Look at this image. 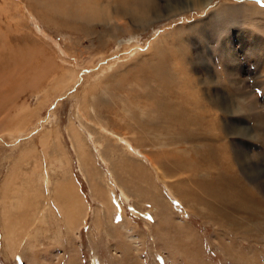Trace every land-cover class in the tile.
<instances>
[{
    "label": "rangeland",
    "instance_id": "374dc122",
    "mask_svg": "<svg viewBox=\"0 0 264 264\" xmlns=\"http://www.w3.org/2000/svg\"><path fill=\"white\" fill-rule=\"evenodd\" d=\"M22 1L0 0L1 75L31 56L0 100V264H264V0H101L85 28Z\"/></svg>",
    "mask_w": 264,
    "mask_h": 264
},
{
    "label": "bare ground",
    "instance_id": "6f19581e",
    "mask_svg": "<svg viewBox=\"0 0 264 264\" xmlns=\"http://www.w3.org/2000/svg\"><path fill=\"white\" fill-rule=\"evenodd\" d=\"M209 1H212V0H197V2L194 4V7H198V9H200V7L202 6H205L207 7V5L205 3L209 2ZM23 4H31V5H34L36 7H39L45 15L46 13V18L43 20L48 22V23H52V24H71L73 25L74 27L78 26V27H90L91 25H93L94 23L96 22H99L101 20H103V18H106L107 16H109V7H108V2L107 1H101V0H23L22 1ZM137 2V1H136ZM140 2V1H139ZM16 4V3H15ZM200 5V6H199ZM17 6V5H16ZM193 7V6H192ZM8 8V7H7ZM39 9V11H40ZM31 10V9H30ZM38 11V10H37ZM34 12V11H33ZM35 13V12H34ZM37 14V13H36ZM19 15V14H18ZM41 15V13H40ZM39 16V15H38ZM13 17V16H12ZM48 18V19H47ZM54 19V20H53ZM110 19V18H109ZM113 19V18H112ZM104 22V21H103ZM97 24V23H96ZM105 24V23H104ZM62 26V25H61ZM96 29V28H95ZM80 31V30H79ZM87 31V30H86ZM85 31V32H86ZM84 32V33H85ZM83 33V32H82ZM89 35V34H88ZM46 36V35H45ZM10 44V43H8ZM17 44V43H16ZM14 48V47H12ZM6 50H9L8 47L6 48ZM27 54V53H25ZM10 55L6 54V56H3L2 54V57L4 60H6ZM17 57V56H16ZM13 58L12 60H10L9 64L11 66V68H17V71L14 72L17 73L14 77H10V75H7V77H3V75H1L3 72V69L4 68H1L0 70V88H3V92L0 93V100H3V97L5 98L7 96V94H4L3 93H6V92H11L13 93V87L15 85L19 86L21 84V77L23 75H26L28 72V70L30 69L28 66H29V62L31 63V60H30V55L27 54V60L24 58V56H20L18 57L17 59H19L21 61V64H17L15 63L14 64V59ZM24 58V60H22ZM69 62V61H68ZM4 64V62H0V66L1 64ZM8 64V65H9ZM16 65V66H14ZM7 66V65H6ZM9 66V67H10ZM2 67V66H1ZM5 67V66H3ZM110 67V66H109ZM107 68V70H109L110 68ZM6 68V67H5ZM10 68V69H11ZM23 69H25L23 71ZM6 71V70H5ZM7 71H8V68H7ZM13 72V73H14ZM7 73V72H6ZM11 73H12V70H11ZM17 75H19L20 77V80L17 78ZM37 80V79H36ZM101 81V80H100ZM99 81V82H100ZM105 81V80H104ZM98 82V83H99ZM100 85V83H99ZM102 89V88H101ZM107 89V88H106ZM99 90V89H98ZM85 95V94H84ZM106 98V97H105ZM122 98V97H121ZM122 100V99H121ZM93 105V104H92ZM141 109V112H140V117H144L145 116V109L144 108H140ZM80 111V110H79ZM92 112L93 109L91 110ZM78 112V111H77ZM81 113V112H80ZM95 114V113H94ZM79 116H81L79 114ZM82 116H83V113H82ZM81 116V117H82ZM85 116V115H84ZM84 118V117H82ZM144 120V119H143ZM120 122H124L123 120H119ZM124 127V126H123ZM105 128V127H104ZM144 130V129H143ZM100 131V130H99ZM110 131V130H109ZM102 133H104L103 131H101ZM113 132V131H112ZM109 137L112 138V140L115 142V143H120L121 145H124L125 146V142L124 141H121L120 136H118V134H116V132H113V135H107ZM125 136V135H124ZM122 138V137H121ZM125 140V139H124ZM120 141V142H119ZM127 141V140H125ZM97 145V143H96ZM99 146H101L99 144ZM146 148L149 146H145ZM156 148V147H155ZM201 148V147H200ZM80 149V148H79ZM158 149V148H157ZM163 149V148H162ZM189 149V148H188ZM192 149V148H191ZM194 149V148H193ZM199 148H197L198 150ZM132 151V150H130ZM184 151V149H183ZM195 152V150H192ZM199 151V150H198ZM197 151V152H198ZM116 152V150L114 151ZM185 152V151H184ZM189 152V151H188ZM183 153V152H181ZM80 157V156H79ZM82 159V158H80ZM158 160V159H157ZM53 166V164H51ZM155 167H153V170L154 172L157 174L158 173V170H159V166H158V162L156 161L155 162ZM160 171V170H159ZM36 173V172H35ZM41 174V173H40ZM38 174V175H40ZM44 174V173H43ZM157 177L159 178H163V175L162 173H160V175H158ZM44 178H46V176H44ZM47 179V178H46ZM163 180V179H162ZM49 183V182H48ZM205 185V184H204ZM197 186V185H196ZM169 188V187H168ZM168 191V193L170 195H172L174 198L175 195H174V192L173 190H171L170 188L169 189H166ZM212 193V192H211ZM217 196V195H215ZM218 197V196H217ZM193 198V197H192ZM247 198V197H246ZM247 201V200H246ZM252 204V203H251ZM240 207V206H239ZM230 254V253H229ZM235 255V254H234ZM237 255V254H236Z\"/></svg>",
    "mask_w": 264,
    "mask_h": 264
}]
</instances>
